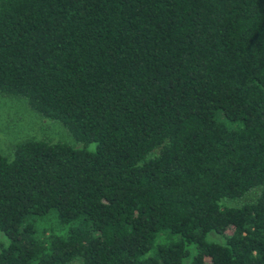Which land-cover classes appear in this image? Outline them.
<instances>
[{"label": "trees", "instance_id": "obj_1", "mask_svg": "<svg viewBox=\"0 0 264 264\" xmlns=\"http://www.w3.org/2000/svg\"><path fill=\"white\" fill-rule=\"evenodd\" d=\"M0 93L95 144L0 153V264H264V0H0Z\"/></svg>", "mask_w": 264, "mask_h": 264}, {"label": "rangeland", "instance_id": "obj_2", "mask_svg": "<svg viewBox=\"0 0 264 264\" xmlns=\"http://www.w3.org/2000/svg\"><path fill=\"white\" fill-rule=\"evenodd\" d=\"M27 140L63 142L88 150L95 146L94 143L88 145L77 143L59 121L42 117L30 108L24 98L0 93V153L11 158L13 146ZM208 239L223 241V238L215 232H210ZM0 242H7V237L2 232H0ZM69 264L81 263L76 259Z\"/></svg>", "mask_w": 264, "mask_h": 264}]
</instances>
